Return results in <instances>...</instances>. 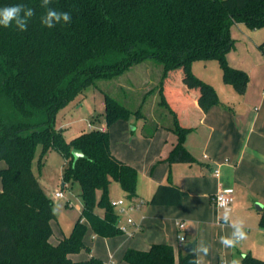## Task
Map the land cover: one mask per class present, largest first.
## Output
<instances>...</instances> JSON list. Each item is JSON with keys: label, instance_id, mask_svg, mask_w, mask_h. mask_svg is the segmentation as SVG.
<instances>
[{"label": "trees", "instance_id": "trees-1", "mask_svg": "<svg viewBox=\"0 0 264 264\" xmlns=\"http://www.w3.org/2000/svg\"><path fill=\"white\" fill-rule=\"evenodd\" d=\"M23 4L34 10L27 30L13 24L0 26V264H107L96 256L75 259L83 249L89 226L101 236L123 232L120 215L111 204L108 188L118 181L127 199L136 196L137 170L111 149L108 127L132 115L145 121V135L154 133L158 122L178 135L171 150V162H192L183 139L190 128L180 123L171 100L183 87L200 94L203 105L217 102L214 87L194 75L191 64L198 59H217L224 80L243 92L249 80L246 71L232 67L227 53L235 46L234 23L251 29L264 27V0H0V8ZM47 9L71 14V22L48 28L41 18ZM264 52V42L260 45ZM154 59L162 73L156 88L159 121L148 123L143 104L132 109L105 93L106 128H93L67 141L55 126L56 112L75 94L96 86L101 79H113L128 69ZM147 91L145 96L153 93ZM41 144L40 164L51 150L59 151L68 163L65 181L82 186L81 214L69 235L51 240L54 201L35 174L32 161ZM85 156L75 161L73 149ZM63 185H66L65 182ZM104 194L98 203L105 213L96 212L97 190ZM186 192L161 184L149 200L153 204H179ZM260 225L264 228V207ZM196 251L178 252L170 244L155 243L147 250L129 248V264H193ZM241 264H264L251 253Z\"/></svg>", "mask_w": 264, "mask_h": 264}, {"label": "crops", "instance_id": "crops-1", "mask_svg": "<svg viewBox=\"0 0 264 264\" xmlns=\"http://www.w3.org/2000/svg\"><path fill=\"white\" fill-rule=\"evenodd\" d=\"M261 31V28L251 29L244 23H234L231 27L235 46L245 44L250 49L264 42V32ZM233 50L227 53V62L246 71L249 76L243 92L225 82L220 62L210 59L207 61L214 74L202 79L204 77L196 73L193 65L191 70L214 87L218 101H207L203 105L200 94L188 93L186 87L170 101L180 123L190 128L183 142L193 156L192 162L168 160L178 142V135L168 127L173 124L172 119L164 126L159 117L152 114L147 122L159 121L154 133L145 135L142 118L143 133L135 139L143 146L133 145L125 155L116 154L111 146L117 157L136 168V196L131 201L123 188H113L115 192L119 191L118 199L127 200L125 211L128 215L124 225L120 226L123 232L102 238L93 235L94 253L91 255L105 263L113 259L121 264L129 248L147 250L155 243H166L176 252L180 249L185 252V244L195 240V251L201 264H225L239 257L241 264L247 253L264 260V228L257 227L264 207V52L255 48L256 52L238 55ZM97 121L100 122L98 126L94 121L90 123L106 128V122L102 123L100 118ZM119 121L125 120L119 119L115 123ZM215 170L219 173L215 174ZM161 184H173L183 189L186 194L182 201L176 205L150 203ZM219 187L233 189L234 204L227 210L218 208L213 201ZM132 202H141V205L129 208ZM259 205H262L261 209L257 208ZM225 211L230 212V219L235 220L234 215H241L246 219L244 224L249 223L250 218L252 225L257 227L253 230L246 228L247 238L235 248H224L220 243L221 236H230L233 231L223 219ZM179 221L186 223L184 230L179 229ZM180 232L186 237L182 243L178 239ZM101 243L104 250L99 247ZM205 246L209 247L207 256L202 251L197 252L198 248Z\"/></svg>", "mask_w": 264, "mask_h": 264}, {"label": "rangeland", "instance_id": "rangeland-1", "mask_svg": "<svg viewBox=\"0 0 264 264\" xmlns=\"http://www.w3.org/2000/svg\"><path fill=\"white\" fill-rule=\"evenodd\" d=\"M261 32H264V27H261ZM237 45V44H236ZM257 45V44H256ZM254 48H248L245 44H239L233 52L237 54L256 52L262 49L260 46ZM215 61V60H214ZM212 62V61H211ZM217 62V61H215ZM193 68L197 71L200 77H208L214 74V69L211 63L204 59H198L192 62ZM162 73L161 65L157 64L154 59H146L142 63L134 65L128 71L113 79H101L97 81L96 86H91L85 90V92L75 94L71 99L60 106L56 112L55 126L57 129H62L63 134L67 141H71L74 137L78 136L82 132L89 131L90 121H94L98 126V118L100 121L106 122V104L105 93L116 97L122 103L127 104L132 109L138 108L143 104V110L148 114L157 115L156 112H166V109L159 105L158 101L160 95L156 88L159 83ZM155 88L153 93L145 96L146 92ZM171 116L167 115V121ZM125 121H119L113 123L108 127L111 146L113 151L119 155L128 154L129 148L133 145L140 147L143 146L139 141H135L143 133L142 118L132 115L129 119H123ZM134 127H136L134 129ZM42 146L38 144L36 152L32 161V167L35 174L40 178L44 185L45 192L54 201L55 218H52L51 224L53 234L51 240L57 242L61 237L69 235L72 231L74 223L81 214L82 207V186L80 181L70 178L65 181V170L68 167V163L64 156L57 150H51L46 155L44 163L40 164ZM0 166L4 167L5 162L1 161ZM65 182L66 185H63ZM0 177V185H1ZM118 186L121 190L120 183L113 180L108 188V197L110 200L118 199L120 197L119 191L113 190ZM117 188V187H116ZM64 191L63 197H56L55 191ZM104 194L103 189L97 190V204L95 210L97 213L103 215L105 208L101 205L99 200ZM234 204V203H233ZM115 210L120 215L119 225L123 226L124 221L128 215L127 211L121 212L119 207H115ZM234 219H243V216L234 215ZM249 223L245 224V229H254L253 221L249 218ZM257 227H261L260 221ZM255 227V228H257ZM97 238L104 237L95 233L91 226L88 227L85 241L90 247V250L83 249L81 252L73 255L75 258L83 259L94 253L92 236ZM241 243V242H240ZM239 243V244H240ZM101 250H104L103 243L99 246ZM240 259V257H239ZM119 264V262H118ZM121 264H129L125 260H121Z\"/></svg>", "mask_w": 264, "mask_h": 264}, {"label": "clouds", "instance_id": "clouds-1", "mask_svg": "<svg viewBox=\"0 0 264 264\" xmlns=\"http://www.w3.org/2000/svg\"><path fill=\"white\" fill-rule=\"evenodd\" d=\"M45 4L50 3V0H44ZM34 10L28 8L23 4H16L0 8V26L5 28L10 27L13 22L18 26L19 30L26 31L29 19L34 16ZM43 25L48 28L55 27V24L64 22L65 24L71 22V14L68 12H58L55 9H47L46 14L41 18ZM55 22V24H54ZM224 206V205H221ZM223 219L230 224L233 231L230 236L225 235L220 237V243L224 248H235L242 240L247 238L245 232V224L241 219H230V212L225 211ZM203 252L205 256L209 253V247L198 248L197 252ZM193 264H201L197 259ZM225 264H240L239 259H232L226 261Z\"/></svg>", "mask_w": 264, "mask_h": 264}, {"label": "built area", "instance_id": "built-area-1", "mask_svg": "<svg viewBox=\"0 0 264 264\" xmlns=\"http://www.w3.org/2000/svg\"><path fill=\"white\" fill-rule=\"evenodd\" d=\"M90 128H100V129H105L103 127H95L93 126L92 122L89 124ZM219 170H215V174H218ZM55 196L56 197H63L64 196V192L62 190H56L55 191ZM213 201L215 203V205L220 208V209H229L231 204L234 201V192L232 188H227V187H219L218 191L214 194L213 196ZM111 204L114 207H119L121 212H124L125 209H127V200L124 198L118 199V200H111ZM141 205V202H132L129 205V208H134V207H139ZM224 205V206H221ZM129 222H133L132 218H128ZM186 226V223L184 221H179L178 222V227L180 230H184ZM178 239L180 241V243L184 242L186 237L185 234L180 232L178 234ZM107 264H117L115 260L111 259L109 262H107Z\"/></svg>", "mask_w": 264, "mask_h": 264}, {"label": "water", "instance_id": "water-1", "mask_svg": "<svg viewBox=\"0 0 264 264\" xmlns=\"http://www.w3.org/2000/svg\"><path fill=\"white\" fill-rule=\"evenodd\" d=\"M72 152H73L75 161L78 158L85 156L84 152L82 150H80V149H76L75 148V149H73ZM257 208L261 209L262 208V205L257 206ZM195 246H196V241L195 240L194 241H191V242H188V243L185 244L184 250L186 252H193V251H195Z\"/></svg>", "mask_w": 264, "mask_h": 264}]
</instances>
